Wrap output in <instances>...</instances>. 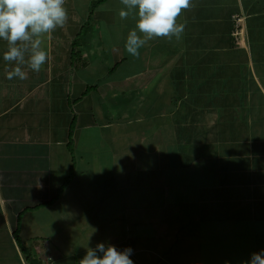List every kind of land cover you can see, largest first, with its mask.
Segmentation results:
<instances>
[{
  "label": "crops",
  "instance_id": "obj_1",
  "mask_svg": "<svg viewBox=\"0 0 264 264\" xmlns=\"http://www.w3.org/2000/svg\"><path fill=\"white\" fill-rule=\"evenodd\" d=\"M94 1L65 0V24L41 37L46 62L24 67V80L6 78L0 41V264H79L98 242L131 247L134 264H241L264 249V0H190L176 18L180 39L153 38L137 57L124 48L134 13L122 19L121 0L92 10ZM134 117L147 123L140 147L177 149L172 167L205 169L210 194L183 198L162 158L142 171L143 185L116 173L112 192L104 183L102 200L111 192L129 203L122 229L113 211L97 228V209L84 225L87 194L72 187L98 172L79 144L89 136L96 146L107 132L114 147L109 130ZM160 134L167 142L154 143Z\"/></svg>",
  "mask_w": 264,
  "mask_h": 264
},
{
  "label": "clouds",
  "instance_id": "obj_2",
  "mask_svg": "<svg viewBox=\"0 0 264 264\" xmlns=\"http://www.w3.org/2000/svg\"><path fill=\"white\" fill-rule=\"evenodd\" d=\"M119 16L124 19L134 13L135 27L128 31L124 48L133 57L153 38L180 39L185 24L176 18L182 9L190 7V0H121ZM65 0H0V41L6 43L2 59L12 67L6 78L24 80L27 67L39 72L46 62L47 52L42 48L43 35L67 20ZM133 249L98 242L87 247L79 264H134ZM200 264V262H196ZM241 264H264V249L250 254Z\"/></svg>",
  "mask_w": 264,
  "mask_h": 264
},
{
  "label": "rangeland",
  "instance_id": "obj_3",
  "mask_svg": "<svg viewBox=\"0 0 264 264\" xmlns=\"http://www.w3.org/2000/svg\"><path fill=\"white\" fill-rule=\"evenodd\" d=\"M136 117H139V113ZM136 117L132 118V121L130 123H128V119L126 121L123 120V122L114 125L113 128L109 130L111 132H114L116 130L115 134H116V138L118 139V141L114 143L113 145L114 147H111L109 144L110 138L112 137H109V133L107 132L104 133V136H102V138L99 137V141L101 139L102 140H101V143L99 144L96 143V146L93 143L86 144V141H88L89 136H84L83 138L84 141L83 142L81 141V143L79 144V148L81 149V151L83 150L86 151V154H91L92 152L95 155L94 169H95V172H98L95 179H90V177L87 175L88 173H84L83 177H81L79 182H76L77 184L74 183L72 187L73 192H76L78 188H84V194L85 195L87 194L86 196H84V198L81 197V199L79 200V204H81V202L82 204H86L85 209L90 208V210L83 211V213H86L89 211L88 216L85 214L82 215L84 225H87V221H86L87 219L92 218V216L90 215H92L93 209H97L95 210L96 211L95 214H98V215L101 214L100 217H101V222H102L101 224L97 226V228L100 226L101 229H103L106 225L105 221L107 220L109 216L108 214H104V213L113 211L114 213L111 214L110 218H113L114 216L117 217V221L113 220L114 226L116 227L117 231L122 229L121 225H124L125 223L121 221L120 218H122L123 210H125L129 206V203L128 201L125 202V200L124 201H121V200L112 201V197L114 194L111 193L113 190L112 188L113 186L111 184L115 182V180L113 179V175L116 173L114 177L120 178L122 176V177H125L127 180L131 178V180H133L134 187L139 186V183H137V180L139 179L137 178H141V181H142L141 185H143V177H142L143 172L142 171L146 170L147 172V168H149L148 167L149 165L151 166L153 163L155 164V162L160 161L162 158L165 161L164 164H166L165 170L169 172L173 171L172 172L173 178L170 176L171 173L168 174V178L172 179L173 181L174 180L179 181L178 187L179 188L181 187L180 189L182 192L180 193L182 194L183 198H187L193 195L194 189H197L196 194L200 193V191L203 189L204 191L203 197L205 196L208 197L210 194L209 183L207 182V178L205 177V175H208V174L205 169H201L204 172V174L202 175H190L189 173H186L185 175L180 176L181 170L175 171L176 168L172 167V166H176V165H173L174 162H178V159H176L178 155L177 154L178 151H176L177 149L176 150L172 148L169 149L170 147L169 145L167 146V143H166L164 145L165 150L163 152H162V146H161L159 148V151L156 154H154L153 151L151 150L152 149L151 147H149L148 149V147L144 145L145 149L151 150V151L144 150L143 146L140 147V138H141L140 136L142 133H144L143 125H147V123L139 122V120H137ZM136 120L138 122H136ZM151 126H153V124ZM125 134L127 135L125 136ZM158 136H155V138L152 137V140L154 143L157 142V139L160 142L162 138H165V140H166V137L169 138L167 135L165 136L164 134H160V137ZM181 140H183V137L181 138ZM150 144H152V142H150ZM93 145H94V148L91 149ZM125 147H127V149L124 151ZM127 160H130L133 163V170L131 174L129 172L123 173L125 171L124 169L125 165L128 164ZM84 168L85 167H82L79 172L82 173L83 172L82 170ZM105 171L109 172V174L107 175ZM153 177L155 176L149 175L147 176V178L146 177L144 178L145 179H156ZM169 179L165 181L166 190H168V186H169L167 184L170 183ZM104 183H106L107 186L110 185L108 186V188L111 191L108 193L110 194L109 195L110 200H102L105 198V195L107 196V192H108V190L104 187ZM141 185H140V188H141ZM155 192L156 191H154V193ZM80 193L82 192L80 191ZM134 202L138 203L140 201L134 200ZM207 202L208 200H205V203ZM134 214H136V211ZM140 217L133 216V218H136V220H138ZM134 226L135 225H132V228ZM140 227H141V224L139 223L137 225V229L139 230L137 231L138 234L141 230ZM92 230H94L93 226H92Z\"/></svg>",
  "mask_w": 264,
  "mask_h": 264
},
{
  "label": "trees",
  "instance_id": "obj_4",
  "mask_svg": "<svg viewBox=\"0 0 264 264\" xmlns=\"http://www.w3.org/2000/svg\"><path fill=\"white\" fill-rule=\"evenodd\" d=\"M103 1H104V0H95V1L93 2L92 6H91L92 10H93L94 6H96L97 4H100V3L103 2ZM70 138H71V135H70ZM72 177H73V173L70 172V174L68 175V177H67L66 180L64 181L63 186L61 187L62 190L65 189V188L68 186V184H69L70 181L72 180ZM16 232H17V231H16ZM17 234H18V232H17Z\"/></svg>",
  "mask_w": 264,
  "mask_h": 264
},
{
  "label": "built area",
  "instance_id": "obj_5",
  "mask_svg": "<svg viewBox=\"0 0 264 264\" xmlns=\"http://www.w3.org/2000/svg\"><path fill=\"white\" fill-rule=\"evenodd\" d=\"M234 20H237V22L240 20V18L238 16L234 17ZM238 30H236V32L234 33L235 35L239 34V32H237Z\"/></svg>",
  "mask_w": 264,
  "mask_h": 264
}]
</instances>
